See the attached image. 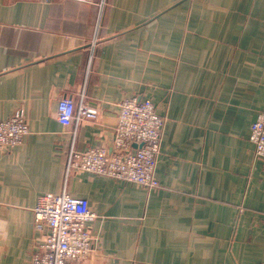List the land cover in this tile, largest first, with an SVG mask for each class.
Masks as SVG:
<instances>
[{
	"label": "crops",
	"instance_id": "1",
	"mask_svg": "<svg viewBox=\"0 0 264 264\" xmlns=\"http://www.w3.org/2000/svg\"><path fill=\"white\" fill-rule=\"evenodd\" d=\"M150 99L165 118L148 188L68 167L111 151L119 103ZM95 119L65 126L58 101ZM29 132L0 153V264H30L39 197L89 201L80 264H264V0H0V121Z\"/></svg>",
	"mask_w": 264,
	"mask_h": 264
},
{
	"label": "built area",
	"instance_id": "2",
	"mask_svg": "<svg viewBox=\"0 0 264 264\" xmlns=\"http://www.w3.org/2000/svg\"><path fill=\"white\" fill-rule=\"evenodd\" d=\"M97 116L98 109L83 98L78 104L68 98L58 101L56 118L65 126ZM164 122L165 118L150 99L125 98L119 103L111 151L97 147L73 152L68 167L148 188L159 187L156 166ZM28 132L22 111L1 120L0 153L21 144ZM250 141L254 144L255 155L264 159V112L251 125ZM34 213L35 227L43 230V234L37 241L30 264H80L92 250L95 237L88 223L94 214L86 198L72 196L66 191L46 193L39 197Z\"/></svg>",
	"mask_w": 264,
	"mask_h": 264
}]
</instances>
